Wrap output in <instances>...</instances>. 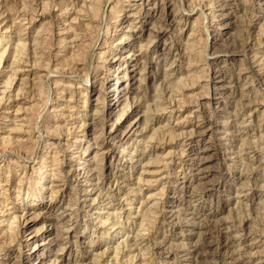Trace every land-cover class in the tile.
<instances>
[{
  "label": "rangeland",
  "instance_id": "1",
  "mask_svg": "<svg viewBox=\"0 0 264 264\" xmlns=\"http://www.w3.org/2000/svg\"><path fill=\"white\" fill-rule=\"evenodd\" d=\"M46 1L47 13L42 14ZM23 2L8 0L7 7L14 11ZM36 2L30 3L27 19L15 20L25 24L24 32L30 34L23 38L28 47L35 41L38 53L28 57L12 92L8 88L0 100V190L7 182L4 175L12 182L0 194V264H30L38 250L44 255V264H75V259L80 264H264V0H108L100 6L103 18L99 27V18L92 15L90 6L85 7L90 0ZM7 15L8 11L0 15V32L4 33L0 53L3 48L9 50L17 36L13 33V41L7 43ZM29 17H33L31 22ZM98 31L100 38L86 60L87 48ZM105 50V57L99 58ZM142 51L146 57L135 65ZM121 54L123 58L116 61ZM34 58L36 67L41 60L44 66L35 69ZM9 59L0 64V97L3 81L10 74ZM46 63L61 74L48 80ZM120 76L117 86L121 92L116 98L113 84ZM22 79L25 90L15 97ZM101 80H105L103 87ZM92 86L96 89L91 90ZM24 93L37 96L26 98ZM171 93L174 102L170 106L165 97ZM102 97L105 103L100 102ZM118 98L120 102L115 104ZM178 100L182 105L175 107ZM127 102L131 107L119 118ZM167 104L170 107L161 108ZM18 107L22 109L18 111ZM148 113L151 120L146 122ZM82 121L92 123L85 135ZM131 123L136 124L128 131ZM195 127L205 128V132L187 138L182 135ZM153 128L162 130L165 137L159 132L150 140ZM169 130H175L174 138ZM95 136L106 141L104 172L86 179L77 172L94 161ZM160 137L163 140L158 141ZM68 144L74 145L69 149ZM78 144L81 148L77 150ZM198 147H208L200 159L195 155ZM32 151L28 160L16 156ZM56 151L62 164L54 158ZM149 156L162 158L161 162L149 163ZM195 156L200 171L193 168ZM60 170L70 172L63 178ZM20 179L23 186L19 191ZM56 185L65 190L53 198L40 193L42 187ZM64 205L68 206L65 210ZM148 207L157 214L145 216ZM60 214L66 216L64 220L70 218L69 227L62 224L61 228L63 236H71L73 241L63 245L57 259L58 245L45 247L42 243L54 226H60ZM13 215L21 217L13 222L17 235L7 225ZM219 227L229 230L218 235ZM138 232L139 242L129 249L124 241L133 244L132 237ZM196 246L202 254L192 253Z\"/></svg>",
  "mask_w": 264,
  "mask_h": 264
},
{
  "label": "bare ground",
  "instance_id": "2",
  "mask_svg": "<svg viewBox=\"0 0 264 264\" xmlns=\"http://www.w3.org/2000/svg\"><path fill=\"white\" fill-rule=\"evenodd\" d=\"M73 1V0H72ZM86 1V0H85ZM108 0H90V5H88V6H86L85 5V7H91L90 9L92 10V15L95 17V16H97L98 18H99V20H98V22H97V25H98V27L100 26V23L101 22H99V21H101V19L103 18V12H101L100 10H102L101 9V5H103V4H105L106 2H107ZM216 1H218V0H216ZM8 2V0H0V15H3L6 11H8V15L6 16V18H8L9 20H7V21H9V23L7 24V27H5V29H8V28H10V33L6 36V37H8V39H7V43H10V42H12L13 41V33L15 34V33H17L16 35V37H15V40L13 41V43L11 44V46H10V49L8 50L7 49V47L4 49H2L3 51H2V53H0V64L1 63H7V59H9L8 61V64H7V67H11V69H10V71H9V73L10 74H8L7 75V77H6V79L3 81L4 82V89H3V93L8 89V88H10V90H9V92L11 91L12 92V90H13V88L15 87V85H16V83H14V81H15V79H16V77H17V75L19 74V71H21L22 69V67H23V65L28 61V57L30 56V59H31V57H32V54H36V53H38L36 50H37V46H35V44L36 43H33V42H35V41H33L32 42V44H34V45H32L31 44V42L29 43V44H31L32 46L30 47H28L27 46V43H28V40H27V38L26 39H24L23 38V35H26L27 33H29L28 31L27 32H24L25 31V29H26V26H25V24H23V23H17L16 21L17 20H15L16 18H18L19 19V21H20V18H21V20H24V19H27L28 17L26 16V15H29V14H27V10H28V7L29 6H31L30 5V3H35V4H38V2H36V0H35V2H34V0H24V2L22 3L23 4V6L22 7H18V8H15L14 9V11L12 12V11H10L9 9H8V7H7V3ZM83 2V1H82ZM223 2V1H222ZM51 3V2H50ZM99 3H101V4H99ZM180 3V2H179ZM258 3H260L259 1H258ZM262 3V2H261ZM83 5H82V7H84V4L85 3H82ZM88 4V3H87ZM204 4V3H203ZM222 4V3H221ZM223 4H225V3H223ZM227 4V3H226ZM48 5H49V1L47 2H45L44 3V8H42L43 9V12H42V14H46L47 12H46V10L48 9ZM215 5V4H214ZM81 6V5H80ZM228 6V5H227ZM181 7V6H180ZM259 7V6H258ZM5 8V9H4ZM4 9V10H3ZM29 9H30V7H29ZM35 11L37 10V8H33ZM32 9V10H33ZM89 9V8H88ZM89 9V10H90ZM78 10H80V8L78 9ZM82 10V9H81ZM80 10V11H81ZM89 10H88V12H89ZM203 10V9H202ZM260 10V9H259ZM34 11V12H35ZM80 11H78V12H80ZM100 11V12H99ZM262 11V10H261ZM77 12V13H78ZM117 12V11H116ZM82 13V12H81ZM87 13V12H86ZM90 13V12H89ZM256 13V12H255ZM263 13V12H262ZM79 14V13H78ZM134 15H135V13H133ZM236 14V13H235ZM257 14V13H256ZM255 14V15H256ZM79 15H81V14H79ZM83 15H85V14H83ZM88 15V14H87ZM212 15H214V14H212ZM221 15V14H220ZM253 15V14H252ZM90 16H91V13H90ZM89 16V17H90ZM92 16V17H93ZM130 16H132L131 14L130 15H126L125 17H123L122 18V20H124V19H126V18H129ZM216 16V15H215ZM92 17H91V19H92ZM97 17H95L96 19H97ZM111 17V16H110ZM114 17H116L115 15L114 16H112V18L114 19ZM252 17V16H251ZM30 18V17H29ZM32 18V19H31ZM29 20H28V22H31V20H33V17H31ZM77 18H79L78 16L76 17V16H74V19H77ZM91 19H90V21H91ZM107 19V18H106ZM105 19V20H106ZM5 20V19H4ZM112 20V19H111ZM93 21V20H92ZM80 23V22H79ZM78 25V24H77ZM108 25V24H107ZM72 26V25H71ZM109 26V25H108ZM107 26V27H108ZM116 27L118 26L117 24L115 25ZM76 27V26H75ZM96 27V26H95ZM97 27V28H98ZM71 28V27H70ZM69 28V29H70ZM101 28V27H100ZM109 29L110 28H107V30H106V33H108L109 32ZM3 34L4 33H2V32H0V39H2L3 38ZM30 34V33H29ZM75 35V34H74ZM127 35V34H126ZM76 36H79V35H76ZM94 36V35H93ZM100 35H99V31L96 33L95 32V36H94V38L92 39V38H90V39H92L91 41V44H90V47H89V49L87 48V52H88V55L86 54V60H87V56L89 57V55H90V53L92 52V49H93V46H95V44L97 43V41L99 40V37ZM28 37H29V35H28ZM125 37H127V36H125ZM30 38V37H29ZM35 38V37H34ZM129 38V37H128ZM151 38V37H150ZM78 39V38H77ZM127 39V38H126ZM62 40V39H61ZM6 41V40H5ZM149 41H150V39H149ZM152 41V40H151ZM243 41V40H242ZM1 42V41H0ZM37 42V41H36ZM239 43V42H238ZM78 44H79V42H78ZM104 46H106V48L108 49L109 48V45H107L108 43H107V41H104ZM148 44V43H147ZM146 44V45H147ZM240 44V43H239ZM85 45V44H84ZM83 45V46H84ZM8 46V45H7ZM76 46H78L77 44H76ZM76 46H74V48H76ZM82 45L80 46V47H83ZM86 46V45H85ZM142 46V45H141ZM144 46V45H143ZM148 46V45H147ZM242 46H243V43H242ZM249 46V44H245L244 45V47L246 48V47H248ZM34 47V48H33ZM39 47V46H38ZM78 48V47H77ZM143 48V47H142ZM141 48V50H143ZM192 48V47H191ZM83 49V48H82ZM81 49V50H82ZM84 49H86V48H84ZM140 49V48H139ZM76 50H78V49H76ZM132 50V49H131ZM6 51H7V53H6ZM80 51V50H79ZM78 51V52H79ZM203 52V51H202ZM6 53V54H5ZM76 53V52H75ZM93 53V52H92ZM106 53H107V50H105V51H101L100 52V56H99V58H103V57H105V55H106ZM132 53V52H131ZM79 54V53H78ZM203 54H205V53H203ZM72 55L73 56H75V54H73L72 53ZM122 55L123 54H121L119 57H116V56H114V57H116V61H118L119 59H121V58H123L122 57ZM133 55V57H134V55H135V52L132 54ZM147 55V54H146ZM76 56H78L77 54H76ZM145 56V52L144 51H142V53H140V54H138L137 56H136V58H135V60L134 61H136L135 62V65H138L139 63H140V59L142 58V57H144ZM9 57V58H8ZM33 57H35V56H33ZM91 57V56H90ZM113 57V58H114ZM146 57V56H145ZM26 58V59H25ZM111 59L110 60V62H113V60L114 59ZM126 57H124V59H125ZM262 58H264V57H262ZM51 58H49V60H50ZM108 59V58H107ZM33 60H34V68L36 69V68H38V67H40V65L43 63V61L41 60V63L39 62L40 60H38V63H40V65L38 64V67H36L37 66V60L34 58V59H32V64H33ZM48 60V61H49ZM92 59H90V61H91ZM103 60V59H102ZM247 60V59H246ZM256 60V59H255ZM263 60V59H262ZM45 61H46V59H45ZM44 61V62H45ZM50 62V61H49ZM49 62H48V64H49ZM256 62V61H255ZM254 62V63H255ZM28 63V62H27ZM191 63H193L192 61H190V64ZM47 63H46V66L48 65ZM90 64H91V62H90ZM102 64V63H101ZM58 65L59 64H57V66L56 67H58ZM96 65V64H95ZM42 66H44V64H42ZM41 66V67H42ZM92 65H90V67H91ZM100 66L101 65H97V66H95V68L96 69H99L100 68ZM55 67V68H56ZM89 67V68H90ZM79 68V67H78ZM21 69V70H20ZM39 69V68H38ZM74 69H76V68H74ZM80 69V68H79ZM83 69H85V79H88V75H89V70H87V66L85 67V68H83ZM81 70V69H80ZM251 70H253V69H251ZM96 71V70H95ZM258 71V70H257ZM81 72H82V70H81ZM80 73V72H79ZM7 74V73H6ZM27 74V73H26ZM54 74H61L59 71H56V70H54L53 68H51V67H49V65H48V69H47V72H46V74H45V76H46V78H48V80H50L51 78V76H53ZM84 74V72L82 73V75ZM142 74V73H141ZM77 75V74H76ZM79 75V74H78ZM252 76H253V74H252ZM256 76V75H255ZM76 77V76H75ZM92 77V76H91ZM94 77H95V75H94ZM200 77V76H199ZM237 77V76H236ZM26 78V77H25ZM29 78V77H28ZM50 78V79H49ZM84 78V77H83ZM123 78V77H122ZM119 79H121V76L120 77H118L117 78V81L116 82H114V88H113V90H115V93H118L117 95H116V98L119 96V92H121V91H119V90H121L120 89V85L119 86H117V84H118V82H119ZM144 79V77H142V78H140V80H143ZM20 80V79H19ZM28 80V79H27ZM96 80H97V76H96ZM182 77L180 78V83H182ZM236 80H239V77L236 79ZM43 81H46V80H43ZM86 81V80H85ZM178 81V82H179ZM264 81V80H263ZM36 82V81H35ZM95 82V81H94ZM232 82H235L234 80H232ZM260 82V81H259ZM24 83H26L25 81H24V79H22V81L20 82V86H18V90L16 91V93H15V97H18V96H20V95H22L23 94V91L25 90V88L23 87V86H21V85H23ZM29 83V82H28ZM41 83V82H40ZM48 83V82H47ZM80 83V82H79ZM185 83L186 82H184V85H185ZM193 83H194V81H193ZM236 83V82H235ZM2 84V83H1ZM100 87H103V85L105 84V80H101V82H100ZM123 84V83H122ZM188 84H190V83H188ZM25 85H27V84H25ZM41 85V84H40ZM39 85V86H40ZM44 85V84H43ZM48 85V84H47ZM70 85V84H69ZM73 85V84H72ZM86 85V84H85ZM182 85V84H181ZM32 86V85H31ZM30 86V87H31ZM26 87V86H25ZM47 86L45 85V87L44 88H46ZM79 87H82L81 86V84H78V88ZM166 87V86H165ZM176 87H177V85H176ZM183 87V86H182ZM38 88H40V87H38ZM171 88V87H170ZM180 88V87H179ZM33 89V88H32ZM35 89V88H34ZM40 89H42V87L40 88ZM39 89V90H40ZM51 89V88H50ZM96 88H95V86H92V88H91V90H95ZM163 89V88H162ZM172 89V88H171ZM28 90V89H27ZM83 90H84V88H83ZM126 90V89H125ZM164 90V89H163ZM36 91H38V90H36ZM44 91V90H43ZM85 91H88V89L85 87ZM166 91H168V90H165V92ZM175 91V90H174ZM206 91V90H205ZM8 92V93H9ZM164 92V91H163ZM172 92V91H171ZM7 93V94H8ZM39 93V92H38ZM77 93V92H76ZM173 93V92H172ZM172 93L171 94H169V96H167V97H165L166 99V102L171 106L172 105V103L174 102V99L173 98H171L172 97ZM206 93V92H205ZM207 93H209V92H207ZM176 94V93H175ZM179 94V93H178ZM24 95H26L25 93H24ZM174 95V94H173ZM200 95H203V94H200ZM4 96H5V93L4 94H2V97H0V100H3V98H4ZM35 96H37L35 93H34V95H32L31 97H33V98H36ZM74 96V93L72 92V94H71V97H73ZM104 96V95H103ZM128 96V95H127ZM163 96V95H162ZM8 97H11V93L10 94H8ZM27 97H30V95H26V98ZM30 97V98H31ZM157 97V96H156ZM155 97V98H156ZM24 98V97H23ZM29 98V99H30ZM48 98H49V87H48V89L46 90V94H45V96H44V104H46L47 103V100H48ZM142 98V97H141ZM159 98V97H158ZM157 98V99H158ZM175 98V97H174ZM253 98V97H252ZM257 98V97H256ZM120 99L121 98H118V100L116 101V103L115 104H118L119 102H120ZM182 98H180V100H181ZM14 100H16V99H14ZM33 100V99H32ZM71 100V99H70ZM145 100V99H144ZM163 100V99H162ZM180 100H178V103H176L174 106L176 107V106H178V107H180L182 104H181V101ZM256 100V99H255ZM29 101V100H28ZM86 101V100H85ZM156 101V100H155ZM183 101V100H182ZM99 102V101H98ZM101 103H105L106 102V98L105 97H102L101 98V101H100ZM185 102V101H184ZM184 102H182V103H184ZM43 103V102H42ZM158 103V102H157ZM243 103V102H242ZM168 104H167V106H162L161 108L162 109H166L167 107H170V106H168ZM160 105V104H159ZM163 105V104H162ZM164 105H166V104H164ZM72 106V105H71ZM157 106V105H156ZM128 107H131V105L129 106V103L127 102V104L125 103V107L122 109V111H121V113H120V115H119V118L122 116V115H124L127 111H128ZM147 107V106H146ZM148 107H149V109H150V104L148 105ZM177 107V108H178ZM73 108V107H72ZM160 108V107H159ZM158 108V109H159ZM198 108V107H197ZM22 108L21 107H18V111H20ZM24 109V108H23ZM70 109V108H69ZM173 109H174V107H172V110L170 111V112H172L173 111ZM84 110H86L87 111V108H85ZM148 110V109H147ZM103 111V110H102ZM17 112V111H16ZM148 112V111H147ZM58 113V112H57ZM150 113V112H149ZM149 113L145 116V121L146 122H149L151 119V114L149 115ZM57 115V114H56ZM73 115V114H72ZM71 115V116H72ZM102 115H104V113L102 112ZM39 117V116H38ZM57 117V116H56ZM170 117H171V115H170ZM256 117V116H255ZM25 118V117H24ZM102 118V117H101ZM153 118V117H152ZM26 119V118H25ZM29 119V118H28ZM153 120V119H152ZM82 122H84V121H82ZM190 122V121H189ZM245 122V121H244ZM258 122V121H257ZM23 124V123H22ZM92 123L90 122L89 124H87V123H85L84 122V124L82 125L83 127H84V135L86 134V127H87V125L89 126V125H91ZM136 123H133V125H132V123H131V126L130 127H128L129 128V130L128 131H130L132 128H134V125H135ZM24 125V124H23ZM167 125V124H166ZM193 125V124H192ZM21 126V125H20ZM178 126V123H176L175 125H173L172 127L173 128H175V127H177ZM146 127V126H145ZM171 127V128H172ZM258 127V126H257ZM40 128V127H39ZM51 128V127H50ZM58 128V127H57ZM63 128V127H62ZM166 127H164L163 129H165ZM118 128H115V130L114 131H116ZM162 129V128H161ZM38 130V129H37ZM153 130V133L151 134V135H148V136H151V137H149L150 138V140L152 139V138H155L156 136V134L157 133H159L160 131H162V130H160V129H158V128H153L152 129ZM166 130H168L167 128H166ZM67 131H68V129H67ZM137 131V129H135V130H133V132H132V135L135 133ZM174 131L175 130H169L168 132H169V134H170V136H171V134H172V136H171V138L173 137L174 138V136H175V134H174ZM48 132V131H47ZM58 132V131H57ZM69 132V131H68ZM165 132V131H164ZM202 132H205V128H200V127H195V128H191V130L189 129L188 131H185V132H183L182 131V135L184 134V136L187 138L188 136H191L193 133H202ZM237 132V131H236ZM235 132V133H236ZM59 134H61V131H59L58 132ZM57 133V134H58ZM113 133V132H112ZM112 133H110V135L112 134ZM163 133V132H162ZM161 132H160V134H162ZM41 134V133H40ZM166 134V133H165ZM98 135V134H97ZM162 135H164V134H162ZM180 135V134H179ZM183 136V137H184ZM261 136H262V134H261ZM40 137L41 136H37V138L35 139L36 140V143H35V145L34 146H37V142L39 141V139H40ZM96 137V139H97V141H96V154H95V156H94V161H90V163H88L89 165L88 166H85L84 165V163H83V167H82V169L81 170H79V172H77V175H80V174H82L83 176H85L86 177V179H88L89 177H91V175H94V174H96L97 173V175L99 174L100 176H101V174H103V172H104V166H102V161L103 160H105V158H106V156H107V153H106V151L105 150H103L102 151V149H104L105 147H104V144H105V139H101V140H98L99 139V136H95ZM94 137V138H95ZM121 137V136H120ZM164 137H165V135H164ZM159 138V137H158ZM158 138H156V139H158ZM161 139H158V141H160V140H163L162 139V137H160ZM78 139V138H77ZM123 139V138H122ZM147 140V139H146ZM149 140V139H148ZM153 140V139H152ZM263 140V139H262ZM48 141V140H47ZM183 141H186V140H183ZM76 142V141H75ZM127 142V141H126ZM148 142V141H147ZM244 142V141H243ZM20 143V142H19ZM246 143V142H245ZM80 144V143H79ZM77 145L76 147H74L75 149H80L81 148V146L80 145ZM184 144V143H183ZM20 145V144H19ZM74 144H68L67 145V147L69 148H71L72 146H73ZM245 145V144H244ZM258 145V144H257ZM21 147L23 146L22 144L20 145ZM25 146V145H24ZM259 146H260V143H259ZM47 146L45 145V148H46ZM36 148V147H35ZM68 148H67V150H68ZM69 148V149H70ZM89 148V146H87V148L86 149H88ZM207 148L208 147H206V148H202V147H198L197 149H196V152H195V155L196 156H199L201 153H203V151L204 150H207ZM257 148V147H256ZM259 148V147H258ZM260 148H261V146H260ZM49 149V148H48ZM47 149V150H48ZM33 150V149H32ZM64 150V149H63ZM66 150V149H65ZM76 150V151H77ZM124 150V149H123ZM184 150L185 149H183V151H182V153L180 154V155H182L183 156V153H184ZM0 151H2V150H0ZM85 151V150H84ZM145 151V150H144ZM154 151V150H153ZM6 152V151H5ZM33 152V151H32ZM87 152V151H86ZM155 152L156 151H154L153 153L155 154ZM181 152V151H180ZM239 152V151H238ZM11 153V152H10ZM20 153V152H19ZM16 154V156L17 157H24V159H26V160H28L29 158L31 159L32 158V156L34 155V152L33 153H31V155H28L27 154V156H24L23 154ZM37 153V152H36ZM59 153V151H56L53 155H55V159L56 160H58L59 162H61V164H62V161H61V159H59V155H57ZM149 153H151V152H149ZM172 154H173V152H172ZM150 155V154H149ZM43 156V155H42ZM193 157V163H192V165H193V168L195 169V170H198V171H200L201 169H200V166H201V164H200V162L197 160V161H194L197 157ZM200 156H202V155H200ZM198 157V159H200L201 157ZM150 157V159L148 160V162L149 163H152V162H158V163H160L161 162V160L160 159H162V158H157L156 160L153 158H151V156H149ZM172 158V157H171ZM54 159V161H56ZM85 159V158H84ZM89 160H91V159H89ZM174 160V159H173ZM172 160V161H173ZM57 161V162H58ZM86 160H84V162H85ZM201 161V160H200ZM91 162L92 163H94V166L93 167H91L90 166V164H91ZM171 162V161H170ZM165 166L167 165V162H165V164H164ZM168 166V165H167ZM246 168V167H245ZM245 168H244V170H245ZM247 168H248V166H247ZM34 169V168H33ZM76 171H77V169H76ZM92 171V173L90 174V172ZM16 172V171H15ZM33 172V171H32ZM62 172V173H61ZM70 172V170H64V172H63V170H60V174L63 176V178H65L66 176H67V174ZM242 172V171H241ZM53 175V174H52ZM54 175H55V173H54ZM53 175V176H54ZM98 175V176H99ZM194 175V174H193ZM56 176H57V174H56ZM3 177H6V184H4L5 186H2V188H1V190H0V194H2V193H6L10 188L9 187H6V185H12V182H11V179L9 178V177H7L6 175H4ZM60 177V176H59ZM184 178L186 179L187 178V175H184ZM238 178H240V176H238ZM43 179H45V178H43ZM22 180H24V179H22ZM63 180V179H62ZM139 183H142L143 182V179H142V177L140 176V178H139ZM142 180V181H141ZM116 181V180H115ZM251 181V180H250ZM23 181H21V179H20V181H19V184H18V188H19V191L22 189V186H23V183H22ZM147 182H149V180L147 181ZM244 182V181H243ZM0 183H1V180H0ZM199 183V182H198ZM39 184V183H38ZM242 184V183H241ZM255 184V183H254ZM257 184V183H256ZM197 185V184H196ZM203 185V184H202ZM201 185V186H202ZM241 186V185H240ZM255 186V185H254ZM260 186V185H259ZM209 187V186H208ZM262 187V186H261ZM194 189H195V186L193 187ZM202 189V188H201ZM204 189V188H203ZM65 189L64 188H62L61 189V187L59 188V186H52V187H46V186H44V187H42L41 188V190H40V193H44V192H46V196H51L52 198L57 194V193H59V192H63ZM139 190H141L142 191V188L140 187V189ZM193 190V189H192ZM197 191V190H196ZM50 193V194H49ZM76 194V193H75ZM193 194V193H192ZM196 194V193H195ZM5 195V194H4ZM38 194H36V198L38 197L37 196ZM191 195V194H190ZM194 195V194H193ZM192 195V196H193ZM152 196H154V195H152ZM5 197V196H4ZM7 198V197H6ZM193 198V197H192ZM38 199H39V197H38ZM33 200H35V198L33 199ZM32 200V201H33ZM189 201V200H188ZM190 202V201H189ZM37 203V202H36ZM153 203H155V201L153 202ZM192 204V203H191ZM33 206H34V204H32ZM156 205H158V204H156ZM31 206V205H30ZM56 206L57 205H54V207L56 208ZM65 206V205H64ZM68 206H69V204H68ZM68 206H65V207H63L64 208V210L65 209H67L68 208ZM116 208V207H115ZM155 208V207H154ZM157 208V207H156ZM31 209H34V207H31ZM31 209H30V211H31ZM117 209V208H116ZM123 209V208H122ZM150 208L148 207V210H149ZM52 210H55V209H52ZM63 210V211H64ZM29 211V212H30ZM62 211V212H63ZM157 211V210H156ZM155 210L153 211L152 209H150L149 211H147L146 212V214H145V216H149V214H151V213H155L156 212ZM28 212V213H29ZM158 212V211H157ZM157 212L155 213V214H157ZM33 213V212H32ZM36 213V212H35ZM39 213V212H38ZM40 214V213H39ZM50 214H52V211H51V209H50ZM61 215V214H60ZM128 215H130V213H128ZM153 215V214H152ZM151 216V215H150ZM249 216V215H248ZM247 216V217H248ZM13 217H14V219H13V221L11 220V223L10 224H7L8 225V228H10V229H13L12 231H14V232H17L16 233V235L17 234H19V230H16V227L14 226V224H13V222H15L16 220L15 219H17L18 217H20L19 215H13ZM61 217H62V215H61ZM65 217L66 216H64V217H62L61 218V220H63L62 222H61V224H60V226H54V232H52V233H50L48 236V240H46V239H43L44 240V242L42 243L45 247H52L53 245L54 246H56V245H58V249L55 251V254H56V257H57V259H59V257H61V255H60V253H61V250L63 249V245H66V244H68V243H71L73 240V237H64L63 236V230H64V228H61L62 227V224H65V226L66 227H69V225H68V221L67 220H70V218L69 219H67V220H64L65 219ZM21 218V217H20ZM181 218V217H180ZM249 218V217H248ZM144 219H146V218H144ZM143 219V220H144ZM154 219V218H153ZM157 219V218H156ZM166 219V218H165ZM244 219V218H243ZM4 220V219H3ZM2 220V221H3ZM18 220V219H17ZM74 220V219H73ZM180 220V219H179ZM20 221V220H19ZM145 221V220H144ZM151 221V220H150ZM154 221V220H153ZM185 221V220H184ZM183 221V222H184ZM1 222V221H0ZM181 222V221H180ZM133 223H135V222H133ZM144 223V222H143ZM151 223V222H150ZM71 225H73L74 223H70ZM142 224V223H141ZM147 224V223H146ZM219 224V223H218ZM114 225H116L115 223H114ZM64 226V227H65ZM74 226V225H73ZM150 226H152V225H150ZM217 226V225H216ZM18 227H19V225H18ZM233 227V226H232ZM240 227V226H239ZM7 228V229H8ZM191 228V227H190ZM218 228V227H217ZM9 229V230H10ZM19 229V228H18ZM142 229V228H141ZM147 229H150V228H147ZM39 230V229H38ZM46 230H48V229H46ZM42 231L41 233L40 232H35L36 234L34 235V237H38V233L41 235V234H43V233H46L47 231ZM217 230V229H216ZM224 230H229L228 229V227H224V228H220L219 227V234L218 235H221L220 233H223V232H225ZM53 231V230H52ZM66 231V230H65ZM194 231V230H193ZM3 232V231H2ZM239 232V231H238ZM6 233V232H5ZM13 233V232H12ZM139 232H138V234L136 235V236H134V237H132V239L133 240H135V242L133 243V244H131V243H128V240L127 241H124V243L126 242V245H129V249H131V247H133V245L136 243V242H139V239H138V236H139ZM78 236V235H77ZM239 237V236H238ZM218 238V237H217ZM236 238H237V236H236ZM47 241V242H46ZM75 241H78L77 239L75 240ZM233 242V241H232ZM41 244V245H42ZM157 244V243H156ZM40 245V244H39ZM136 245H137V243H136ZM220 245V244H219ZM60 246V247H59ZM79 246V245H78ZM125 246V245H124ZM135 246V245H134ZM184 246H185V244H184ZM127 247V246H126ZM139 247V246H138ZM148 247V246H147ZM243 247V246H242ZM39 248H41V247H39ZM38 248V249H39ZM57 248V247H56ZM116 249H119V247L117 248L116 247ZM146 249V248H145ZM144 250V249H143ZM198 250H199V248L196 246V248L194 249V252L192 251V253H194V254H202V252H198ZM236 250V249H235ZM140 251H141V249H140ZM115 252H117V253H119V250H116ZM137 252V251H136ZM146 252V251H145ZM185 252V251H184ZM141 253V252H140ZM51 254V252H49V254L48 255H50ZM190 254V253H189ZM134 255V254H133ZM42 256H44V255H42V254H40L39 253V250L38 251H36V253H35V261L34 260H32L31 262H30V264H44L45 263V260L42 258ZM135 256V255H134ZM133 256V257H134ZM145 256V255H144ZM55 257V258H56ZM96 257V256H95ZM132 257V258H133ZM116 258V257H115ZM130 258V257H129ZM57 259H56V261H57ZM79 259V258H78ZM122 259V258H121ZM95 260V259H94ZM99 260V259H98ZM118 260V259H117ZM38 261V262H37ZM75 261V264H80V260H77V259H75L74 260ZM129 261V260H128ZM131 261V260H130ZM111 262V261H110ZM119 262V261H118ZM133 262V261H132ZM131 263V262H130ZM135 263V262H134ZM54 264H55V262H54ZM116 264V263H115ZM129 264V263H128Z\"/></svg>",
  "mask_w": 264,
  "mask_h": 264
}]
</instances>
